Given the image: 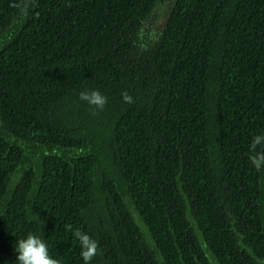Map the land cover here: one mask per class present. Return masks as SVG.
<instances>
[{
	"label": "trees",
	"instance_id": "16d2710c",
	"mask_svg": "<svg viewBox=\"0 0 264 264\" xmlns=\"http://www.w3.org/2000/svg\"><path fill=\"white\" fill-rule=\"evenodd\" d=\"M159 1L0 0V264H264V0Z\"/></svg>",
	"mask_w": 264,
	"mask_h": 264
},
{
	"label": "clouds",
	"instance_id": "9594fccd",
	"mask_svg": "<svg viewBox=\"0 0 264 264\" xmlns=\"http://www.w3.org/2000/svg\"><path fill=\"white\" fill-rule=\"evenodd\" d=\"M79 99L95 106L97 109H103L107 103V98L98 90L91 92L85 91L79 94ZM122 99L125 103H133V98L127 93H122ZM264 144V136H255L250 145V150L255 152L258 145ZM253 165L260 170L264 165V151L250 157ZM74 237L78 239L81 246V257L84 264L89 262L97 255L98 243L90 238L89 235L77 230ZM15 247L18 253L16 264H59L57 259L50 257L47 244L39 237L28 234L26 239L18 240Z\"/></svg>",
	"mask_w": 264,
	"mask_h": 264
},
{
	"label": "rangeland",
	"instance_id": "374dc122",
	"mask_svg": "<svg viewBox=\"0 0 264 264\" xmlns=\"http://www.w3.org/2000/svg\"><path fill=\"white\" fill-rule=\"evenodd\" d=\"M172 6V0L159 1L154 13L152 14L149 22L146 23L147 28H155L157 31L162 29L166 20L168 12Z\"/></svg>",
	"mask_w": 264,
	"mask_h": 264
}]
</instances>
